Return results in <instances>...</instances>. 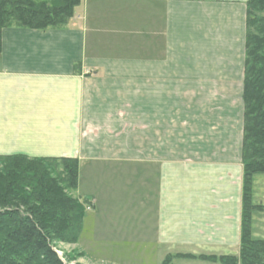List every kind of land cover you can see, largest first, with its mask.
Returning <instances> with one entry per match:
<instances>
[{
	"label": "crops",
	"instance_id": "0c3cea01",
	"mask_svg": "<svg viewBox=\"0 0 264 264\" xmlns=\"http://www.w3.org/2000/svg\"><path fill=\"white\" fill-rule=\"evenodd\" d=\"M248 1L82 0L3 29L0 156L78 160L105 256L238 254Z\"/></svg>",
	"mask_w": 264,
	"mask_h": 264
},
{
	"label": "trees",
	"instance_id": "16d2710c",
	"mask_svg": "<svg viewBox=\"0 0 264 264\" xmlns=\"http://www.w3.org/2000/svg\"><path fill=\"white\" fill-rule=\"evenodd\" d=\"M82 0H0L3 29L45 31L66 26ZM244 80L243 200L239 257L169 256L211 264H264V239L253 236L254 217L264 205L254 201V181L264 175V0H249ZM76 159L0 156V264H65L58 244L76 245L88 203L78 188Z\"/></svg>",
	"mask_w": 264,
	"mask_h": 264
},
{
	"label": "rangeland",
	"instance_id": "374dc122",
	"mask_svg": "<svg viewBox=\"0 0 264 264\" xmlns=\"http://www.w3.org/2000/svg\"><path fill=\"white\" fill-rule=\"evenodd\" d=\"M73 196H76V193H72ZM254 201L256 204L264 205V175H258L255 177L254 181ZM81 203H86L80 201ZM84 230V229H83ZM253 236L257 239H264V213H257L254 217V227H253ZM87 227L85 224V230L80 237V240L76 245H66L58 244L57 253L62 258L65 264H157L158 258L153 256H137L135 255H104V242H93L87 239ZM135 241H121V242H110L111 249L115 251V254L122 252L121 249L131 250L128 248H134L132 245ZM102 246L101 250L98 251L99 247ZM121 243V244H120ZM126 244V247L124 244ZM90 247H89V246ZM136 245V244H135ZM241 246V240H240ZM90 248V250H89ZM240 251L238 254L229 255L230 257H239ZM166 260V258H165ZM172 264H211L208 262L188 259V258H175L172 261Z\"/></svg>",
	"mask_w": 264,
	"mask_h": 264
}]
</instances>
